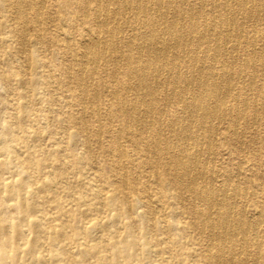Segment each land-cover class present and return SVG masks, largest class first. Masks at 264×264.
<instances>
[{"label": "rangeland", "instance_id": "obj_1", "mask_svg": "<svg viewBox=\"0 0 264 264\" xmlns=\"http://www.w3.org/2000/svg\"><path fill=\"white\" fill-rule=\"evenodd\" d=\"M13 2L0 0V264H148L139 251L127 249L125 259L126 227L133 229L135 247L147 242L158 252L153 264H206L209 242L192 233L196 223L185 210L186 191L181 188V216L175 220L168 208L173 192L161 187L162 168L135 161L128 137L137 124L124 122L112 95L118 85L112 71H123L121 63L100 60L91 78L84 75L85 86L77 82L82 53L77 44L92 32L82 18L81 0H34L25 17L16 14ZM87 4L97 7L91 0ZM244 22L240 27L241 16L236 17L241 32L234 61L227 63L243 71L227 105L241 101L244 109L237 124L229 117L214 124L216 158L209 166L221 171L216 186L230 176L242 194L233 213L243 211L248 260H239L236 250L231 264H264V55L261 40L251 44L250 34L252 25L263 29L264 23ZM66 39L73 42L67 45ZM117 182L152 202L153 223L136 216L149 211L135 200L124 205L114 199ZM196 206L204 210L202 203Z\"/></svg>", "mask_w": 264, "mask_h": 264}, {"label": "bare ground", "instance_id": "obj_2", "mask_svg": "<svg viewBox=\"0 0 264 264\" xmlns=\"http://www.w3.org/2000/svg\"><path fill=\"white\" fill-rule=\"evenodd\" d=\"M33 1L14 0L11 4L17 15L25 17ZM91 1L97 4L96 9L88 7V0L80 2L82 18L91 25L92 32L77 44L82 49L80 67L75 74L77 82L85 86L88 82L84 75L91 78L100 60L113 58L121 63L123 71L113 66L112 75L118 79V85L112 95L115 107L124 115V122L137 124V132L128 137L135 161H141L147 169L152 166L162 168L161 187L173 192L168 208L175 220L181 216L179 194L183 189L186 191L189 202L185 210L188 218L196 223L191 228L192 233L209 242L205 245L206 264H218L221 259H224L222 264H231L236 250L239 251L238 259L246 262L248 229L244 225L243 211L239 209L236 215L233 213L235 203L242 198L239 186L230 180V176L223 179L222 185L216 186L214 183L221 171H215L209 164L216 158L211 153L214 124L229 117L233 125L240 117V110L244 109L241 101L233 107L227 105L228 95L237 87L243 74L242 70H233L227 64L234 61L241 32L236 27V17L241 16L240 27L244 21L264 23V0ZM255 25L250 29L251 44L261 40L262 58L264 28L257 29ZM64 42L70 45L73 41L66 39ZM118 152L119 159L124 158L122 152ZM111 169L113 174L116 173L114 165ZM205 180L208 181L205 183ZM113 190L114 199L118 197L122 204L128 205L135 200L149 211V215H138L136 211V216L149 223L156 220L153 213L150 215L152 202L141 197L135 188L125 190L117 182L113 184ZM197 203H202L204 210L197 209ZM234 216L238 220L232 223ZM118 218L114 214L113 223ZM132 230L126 227L130 240L122 242L125 259L129 258V249L134 253L143 252L147 263L153 264V255L157 256L158 252L147 242L142 248L135 247ZM142 234L147 237V232ZM115 256L119 258L118 254ZM124 262L132 264V260Z\"/></svg>", "mask_w": 264, "mask_h": 264}]
</instances>
